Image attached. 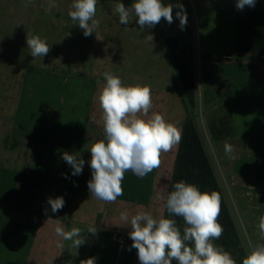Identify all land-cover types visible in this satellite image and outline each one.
Masks as SVG:
<instances>
[{
    "label": "crops",
    "instance_id": "1",
    "mask_svg": "<svg viewBox=\"0 0 264 264\" xmlns=\"http://www.w3.org/2000/svg\"><path fill=\"white\" fill-rule=\"evenodd\" d=\"M117 1L97 0L99 27L87 37L89 45L84 46L80 39L82 44L75 50V74L81 80L75 90L82 92L86 87L84 83L91 84L89 111L84 119L64 121L62 113L56 120H51L50 116L37 110L32 111L37 112L35 118L27 116L25 122L16 119L8 123L0 100V190L5 169L25 173L31 170L37 173L39 169L43 179L30 209L0 203L1 264H80L81 260L90 257H96L95 264H139L137 250H129L132 244L128 235L130 224L122 221L120 214L127 212L129 220L137 212L165 217V202L181 140L168 152H162L160 165L143 178L126 172L122 181L123 195L115 202H104L92 197L87 188V181L91 179L88 164L91 153L88 150L98 139L97 133L91 132L90 140L86 141L89 137L85 124L89 115L92 122L103 127L99 95L105 84L103 73L107 71L119 77L125 86L149 87L153 107L148 117L162 115L178 129L182 138L187 112L171 64L167 38H176L181 49L192 51L196 122L201 135L209 139L204 142L209 155L219 156L227 177L236 175L241 179V186L230 184L240 197L247 201L246 196L263 192L256 188L264 181V164H252L251 170L247 160L250 156L264 155V71L258 65V55L264 54V0H256L254 7L245 6L243 10L236 7L237 0H162L174 6L173 22L168 24L161 18L155 27L145 29L131 19L123 25L113 18ZM25 2L0 0V46L3 26L46 25V21L54 19L61 3L72 0H55L57 6L51 11H46L49 0H33L27 7ZM177 4H182L186 11L184 29L180 28L175 16L180 10L175 7ZM1 54L0 47V61ZM4 89L9 91L12 87ZM1 90L0 78V93ZM137 117L146 118L142 113ZM226 121L232 134L212 140V126ZM21 123H25L24 127ZM24 140L46 142V154L58 148V182L57 186L54 184L57 188L45 196L41 193L51 187L52 179L46 174V167L49 169L51 162L47 164L43 159L42 168H36L34 164L24 167V153L20 154L19 147ZM226 142L234 147V159L224 152ZM64 152L84 159L80 175H72L71 166L62 159ZM241 156H246L247 160ZM58 196L64 198L65 206L53 214L47 201L49 197ZM54 219H59L65 231L80 228L85 243L76 248L73 241L59 237L55 233ZM90 226L96 228V234L87 232ZM116 236H124V243H118ZM4 243L9 245L5 250Z\"/></svg>",
    "mask_w": 264,
    "mask_h": 264
},
{
    "label": "clouds",
    "instance_id": "2",
    "mask_svg": "<svg viewBox=\"0 0 264 264\" xmlns=\"http://www.w3.org/2000/svg\"><path fill=\"white\" fill-rule=\"evenodd\" d=\"M33 0H26L25 7ZM256 0H237L236 7H254ZM55 0H49L46 11L56 7ZM97 0H72L68 12L73 22L88 37L96 32L100 21L96 19ZM173 5L162 0H134L130 6L118 3L114 12L119 22L127 25L129 20L141 29L153 28L164 18L168 24L173 22ZM175 7L180 28L187 24V15L182 4ZM152 40V35H148ZM97 38V36H96ZM98 39V38H97ZM26 44L33 58H44L51 50L45 39L27 32ZM105 84L99 95L103 112L105 139L91 145V179L87 188L92 197L104 202H115L123 195L122 181L125 173L131 171L143 178L160 165V155L168 152L181 140V133L162 115L148 117L153 107L151 90L147 86L123 85L122 80L110 72L103 73ZM142 113L146 118H138ZM234 147L224 144V152L234 159ZM62 159L72 168V175L82 173L85 161L82 157L64 152ZM67 178V177H66ZM168 193L165 208L171 217H180L184 221L183 231L173 218L154 217L149 212H137L129 220L127 212L120 219L130 224L128 233L132 240L131 248L137 250L139 264H236L232 255L213 241L223 234L222 226L217 222L220 214V196L217 192H201L199 188L183 180L176 182ZM53 214L62 210L65 200L62 196L48 198ZM47 215V210H45ZM52 219V218H49ZM55 233L63 240L73 241L76 248L85 243L80 228L73 227L65 231L59 219H54ZM261 241H264V215L259 217L257 225ZM87 232L96 234L95 227ZM62 246V245H58ZM96 257L81 260L80 264H95ZM242 264H264V243L251 246L243 258Z\"/></svg>",
    "mask_w": 264,
    "mask_h": 264
},
{
    "label": "rangeland",
    "instance_id": "3",
    "mask_svg": "<svg viewBox=\"0 0 264 264\" xmlns=\"http://www.w3.org/2000/svg\"><path fill=\"white\" fill-rule=\"evenodd\" d=\"M71 3H61L59 11L53 15L54 19L49 22L46 21V25L35 24L33 27L19 26L17 28L3 26L0 46L2 49L0 61L2 75H0V78L2 80L3 90L0 93V100L3 103L5 110L4 117H6L8 123L16 119H21L22 122H25L24 117L33 116L35 118L38 116L37 112L40 114L43 112L44 115L50 116L51 120L53 118H59L63 113L65 115L64 121L71 119L80 121L84 119L86 112L89 111L91 84L84 83L83 85L86 87L83 86L84 90L82 92L75 90V87L81 83V80L80 76L75 74L77 67L73 60L75 50L82 44L80 39H83L84 46L85 44L89 45L90 39L83 35V30L78 27V22H73L69 17L68 12ZM118 3H123L127 7L133 2L131 0H118ZM113 18L119 19V15L116 14ZM131 20L135 22V18ZM27 32L33 35H39L47 41L48 45L51 46V50L47 56L44 58H33L30 55V49L26 44ZM84 55L87 56V53ZM85 59L87 60L88 58ZM10 86L12 90L5 91L4 88ZM76 108L79 111H76ZM32 111L37 112L33 113ZM88 118L85 124V130L88 133L87 138L91 132H96L97 135L95 136H97V141L104 140V127L92 122L89 115ZM21 124L24 127L25 123ZM213 127L215 129L221 128L225 131L230 130L228 121L219 122L217 125L214 124ZM202 139L204 142L209 141V139L203 136ZM211 139L214 140L212 134ZM89 140L90 137L86 141ZM46 144V142L38 143L31 140H24L19 146L21 149L20 154L24 153V167L34 164L36 168H42L43 159L47 164L49 161L51 162L50 168L48 169L46 167V174L52 179L50 181L51 187H47L46 191L43 190L41 193L42 196L48 194L50 190H55L58 182V148L52 149L49 154H46V147L44 146ZM210 157L217 175L219 174L218 177H220L219 180L225 198L239 231L240 245L233 255L236 264H238L251 250L252 245L261 242L257 225L259 223V217L264 215V181L260 179L262 180L260 181L262 185H258L259 187L256 188L257 190L262 189L263 192L260 194L257 193L255 196H246V201L230 185L235 184L241 186V179L239 180L236 175L227 177L226 172V175L223 173V165L219 160V156L212 154ZM242 157L246 159V156ZM250 157L251 159L246 160L251 170L253 168L251 167L252 164L254 165L257 162L264 164V155ZM29 172L27 174H35L41 177L39 175V169L37 173L32 170ZM247 186L249 187L250 185L247 184ZM38 193L39 190L35 194V199ZM33 196L34 194L31 193L24 194L19 198L24 202H29L33 199ZM32 206L33 204H31ZM245 214L251 215L248 217ZM3 245V250L9 247L6 243ZM173 264H175V261H173Z\"/></svg>",
    "mask_w": 264,
    "mask_h": 264
},
{
    "label": "trees",
    "instance_id": "4",
    "mask_svg": "<svg viewBox=\"0 0 264 264\" xmlns=\"http://www.w3.org/2000/svg\"><path fill=\"white\" fill-rule=\"evenodd\" d=\"M166 44L170 51L171 63L178 80L182 101L187 112V119L182 127V138L173 172V185L181 180L196 185L201 192H217L220 196V214L217 222L223 228V234L213 242L228 251L232 257L240 245V235L237 225L224 195L222 185L215 170L212 159L206 149L198 128L196 119V92L193 71V55L191 49H181L176 38H167ZM57 119V118H56ZM53 118V120H56ZM232 129L225 131L212 128L214 140L230 136ZM42 185V178L35 174L5 169L3 172L0 203L22 209H30L34 203L35 194ZM33 193V199L24 202L19 197ZM17 197H16V196ZM165 218H173L183 231L184 221L180 217H171L166 210Z\"/></svg>",
    "mask_w": 264,
    "mask_h": 264
},
{
    "label": "built area",
    "instance_id": "5",
    "mask_svg": "<svg viewBox=\"0 0 264 264\" xmlns=\"http://www.w3.org/2000/svg\"><path fill=\"white\" fill-rule=\"evenodd\" d=\"M258 65L260 70L264 71V54H259L258 55ZM116 241L118 243H124L125 237L124 236H116Z\"/></svg>",
    "mask_w": 264,
    "mask_h": 264
}]
</instances>
